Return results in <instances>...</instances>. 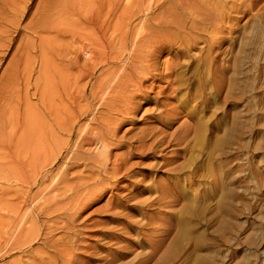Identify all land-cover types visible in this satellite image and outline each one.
Listing matches in <instances>:
<instances>
[{"label":"rangeland","instance_id":"obj_1","mask_svg":"<svg viewBox=\"0 0 264 264\" xmlns=\"http://www.w3.org/2000/svg\"><path fill=\"white\" fill-rule=\"evenodd\" d=\"M221 1L0 0V264H264V0Z\"/></svg>","mask_w":264,"mask_h":264},{"label":"bare ground","instance_id":"obj_2","mask_svg":"<svg viewBox=\"0 0 264 264\" xmlns=\"http://www.w3.org/2000/svg\"><path fill=\"white\" fill-rule=\"evenodd\" d=\"M200 1V0H199ZM206 1V4H204L205 6V9H207V11L208 12H212V13H216L217 11L219 12L220 10H223L224 8H225V4H222L221 2V0H205ZM221 1V2H220ZM227 1V0H226ZM240 0H234L233 1V4H231V6H230V9L232 10L236 5L234 4L235 2H239ZM245 1V0H244ZM247 2L249 3L250 1H248L247 0ZM226 3V2H225ZM243 3V2H242ZM256 3V2H255ZM255 3H253V4H255ZM203 4V3H202ZM241 4V3H240ZM199 5V4H198ZM245 5H246V3H245ZM244 5V7H247V6H245ZM248 5V4H247ZM255 6V5H254ZM203 7V6H202ZM227 7V6H226ZM229 7V6H228ZM237 7V6H236ZM250 7V6H249ZM249 7H247V8H249ZM198 10H199V8H198V6L196 7ZM246 8V9H247ZM226 9V8H225ZM224 9V10H225ZM239 9V8H238ZM223 10V11H224ZM234 10V9H233ZM251 11V10H250ZM196 12V11H195ZM218 12H217V14H218ZM249 12V11H248ZM221 14H224L223 12L221 13ZM220 14V15H221ZM227 15V14H226ZM217 15H213V17H209V19L211 20V19H213V21H215V20H217V17H216ZM220 17V16H219ZM221 17H222V15H221ZM208 19V20H209ZM219 21L221 20V19H218ZM76 31V30H75ZM155 34V33H154ZM151 35V34H150ZM152 38V37H151ZM190 42H192V41H190ZM189 41H188V43H190ZM92 52V51H91ZM108 53V52H107ZM89 54H90V52H89ZM88 54V55H89ZM86 55V54H85ZM135 55V54H134ZM133 57V56H132ZM134 58V57H133ZM103 60V59H102ZM105 61H108V59L107 60H105ZM138 62V61H137ZM101 63L103 64V61H100L99 62V65H101ZM105 63V62H104ZM134 63V62H133ZM79 66V65H78ZM92 67V66H91ZM80 71V70H79ZM88 71V70H87ZM172 71V70H171ZM168 74H170V75H172V72H170V73H168ZM121 77V76H120ZM126 78V77H125ZM123 79L124 78H119L118 77V79H117V81L115 80V82H113L111 85H109L110 87H109V89H110V91H112L113 93H117L115 96H114V98H112L111 99V102H110V104H113V103H115V101H117L118 99V95H120L121 94V91L124 89L123 88V85H124V81H123ZM132 80V79H131ZM126 81V80H125ZM125 87V86H124ZM106 89H108L107 87H106ZM82 93V92H81ZM104 94V93H103ZM70 95V94H69ZM85 95V94H84ZM91 95V94H90ZM98 95V94H97ZM106 95V94H105ZM140 95V94H139ZM123 96V95H122ZM142 96H143V94H142ZM108 97V96H107ZM124 97V96H123ZM136 97V96H135ZM82 98V97H81ZM109 98V97H108ZM70 99H71V97H70ZM129 102V101H128ZM127 102V103H128ZM106 103V102H105ZM118 103H119V101H118ZM126 103V102H125ZM126 103V104H127ZM120 104H121V101H120ZM130 104V103H129ZM78 105V104H77ZM123 105H124V103H123ZM136 105V104H135ZM76 106V105H75ZM109 106V105H108ZM116 106V105H115ZM119 106V105H118ZM118 106H116L117 108H118ZM127 106H128V104H127ZM78 107V106H77ZM121 107V106H120ZM120 107H119V109L117 110V111H122V110H120ZM125 107H126V105H125ZM122 108H123V106H122ZM81 111V110H80ZM85 112V111H84ZM116 112V111H115ZM123 112V111H122ZM97 113V112H96ZM116 113H118V112H116ZM124 113H125V110H124ZM124 113H122V114H124ZM121 114V115H122ZM111 134V133H110ZM143 135V134H142ZM103 138V137H102ZM103 140V139H102ZM104 141V140H103ZM90 142V139L87 137V136H84L82 139H80V144H79V148H83L84 147V145H86V144H88ZM100 142V141H99ZM141 143V142H140ZM118 168V167H117ZM113 170V169H112ZM114 171V170H113ZM16 207V206H15ZM39 208V207H38ZM19 209V208H18ZM17 209V211H19ZM44 211V210H43ZM45 212V211H44ZM43 213V212H42ZM46 213V212H45ZM9 215V214H8ZM12 217H14L13 215H12ZM20 217V216H19ZM17 219V218H16ZM26 219V218H25ZM19 220V219H18ZM12 221V220H11ZM20 221V220H19ZM29 222V221H28ZM11 223H14V222H11ZM18 223V222H17ZM20 225V224H19ZM15 229H16V232L18 233V230H17V226L15 227ZM14 229V230H15ZM21 229H22V227H21ZM24 230V229H23ZM20 234V233H19ZM17 236V235H16ZM14 237H15V231H14ZM18 237V236H17ZM16 239V238H15ZM20 239H22V237H20ZM17 240H19V239H17ZM9 241H10V239H9ZM12 241V240H11ZM13 242V241H12ZM16 243H17V241H15ZM14 242V243H15ZM9 243V242H8ZM20 242H18V244H19ZM17 245V244H16ZM12 246V245H11ZM14 246V245H13ZM14 248V247H13ZM0 250H1V248H0ZM1 252V251H0ZM50 260V259H49ZM33 263V262H32ZM38 263L39 264H42L43 263V260H39L38 261ZM37 263V264H38ZM65 263V262H64ZM28 264V263H27Z\"/></svg>","mask_w":264,"mask_h":264}]
</instances>
